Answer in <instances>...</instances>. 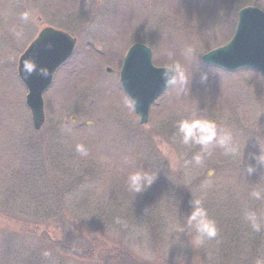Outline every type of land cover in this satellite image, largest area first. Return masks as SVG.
<instances>
[{
	"label": "rangeland",
	"instance_id": "rangeland-1",
	"mask_svg": "<svg viewBox=\"0 0 264 264\" xmlns=\"http://www.w3.org/2000/svg\"><path fill=\"white\" fill-rule=\"evenodd\" d=\"M247 5L264 10V0H0V264L264 259V231L243 220L245 207L264 217V200L249 195L264 188V165L250 155L264 146V79L253 69L229 72L202 60L231 39ZM26 10L28 20L21 18ZM46 26L67 31L77 44L43 93L46 119L35 130L18 61ZM136 42L151 48L156 66L179 61L190 77L186 91L168 87L152 103L146 124L119 80ZM193 113L230 130L239 155L174 141L176 122ZM78 143L87 156L76 151ZM197 153L202 164L185 165ZM141 169L157 178L131 193L127 176ZM194 198L219 228L199 248L176 230Z\"/></svg>",
	"mask_w": 264,
	"mask_h": 264
},
{
	"label": "water",
	"instance_id": "water-1",
	"mask_svg": "<svg viewBox=\"0 0 264 264\" xmlns=\"http://www.w3.org/2000/svg\"><path fill=\"white\" fill-rule=\"evenodd\" d=\"M238 15L232 39L204 54L202 59L228 71L251 67L264 76V11L259 7L246 6ZM76 42L77 39L69 33L47 26L20 56L18 74L28 89L26 104L37 130L45 122L43 93L52 84L58 68L72 56ZM152 58L150 47L135 43L128 50L120 71L121 84L142 124L149 120L151 104L169 87L163 77L165 67L155 66ZM26 61L36 65L31 75L25 74ZM41 68L48 69V76L40 73ZM107 70L113 72L111 68Z\"/></svg>",
	"mask_w": 264,
	"mask_h": 264
},
{
	"label": "clouds",
	"instance_id": "clouds-1",
	"mask_svg": "<svg viewBox=\"0 0 264 264\" xmlns=\"http://www.w3.org/2000/svg\"><path fill=\"white\" fill-rule=\"evenodd\" d=\"M30 17L29 11H24L21 18L28 20ZM185 55L189 58L193 57V49L187 48ZM36 70V65L33 62L26 61L24 71L26 75H31ZM40 73L48 76L47 68H41ZM171 74V75H170ZM163 77L165 84L169 87L179 84L177 94L186 91V86L189 82V74L179 61L168 64L164 71ZM65 131L67 129H64ZM173 140L185 146L199 145L202 151H207L209 146L215 145L223 150L225 156L236 158L240 149L234 142L233 133L230 130H219L215 121L207 116L193 113L191 116H185L176 122V131L173 134ZM260 151L255 154L258 163L264 165V146L259 143ZM76 151L82 156L88 155V150L83 143L76 145ZM194 162L200 165L203 162L202 153H197L192 161H185V165ZM256 171V166L249 163L247 166V174L252 175ZM157 173L153 171L136 170L127 176L126 184L129 192L137 194L145 191L156 180ZM250 197L254 200H264V188H253L250 192ZM192 210L187 216L186 223L177 225L176 230L180 233L187 231L190 237V242L194 248H199L206 244L207 241L213 240L218 236L219 228L216 220L208 213L202 199L194 198L191 202ZM243 220L254 232L264 231V217L257 211L245 207L243 210ZM116 223H121L119 217ZM44 255L50 256L48 251ZM256 264H264V259H258Z\"/></svg>",
	"mask_w": 264,
	"mask_h": 264
},
{
	"label": "flooded vegetation",
	"instance_id": "flooded-vegetation-1",
	"mask_svg": "<svg viewBox=\"0 0 264 264\" xmlns=\"http://www.w3.org/2000/svg\"><path fill=\"white\" fill-rule=\"evenodd\" d=\"M122 63H123V61H122Z\"/></svg>",
	"mask_w": 264,
	"mask_h": 264
}]
</instances>
